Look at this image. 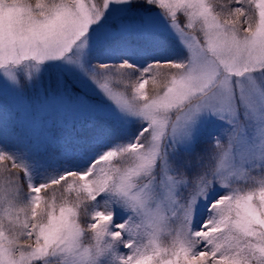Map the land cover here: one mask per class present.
<instances>
[{"label": "snow or ice", "instance_id": "6c2138e0", "mask_svg": "<svg viewBox=\"0 0 264 264\" xmlns=\"http://www.w3.org/2000/svg\"><path fill=\"white\" fill-rule=\"evenodd\" d=\"M131 0H103L102 5L86 0H0V68L23 62L40 64L50 59L68 57L80 46L91 25L111 3L129 4ZM232 0H229L231 3ZM162 9L171 24L182 34L186 29L197 35H186L190 41L189 57L181 61L156 62L140 72L125 61L121 65L101 66L104 74L96 76L99 86L118 106L148 121L136 141L120 150H109L92 162L84 172H65L58 178L38 185L28 184L29 203L21 211L23 223L0 222V264H103V258L117 245L128 251L116 257L117 264H264V188L252 193L222 196L212 204L216 218L205 221L199 231L175 235L157 243L159 223L151 218L143 226V235L151 230L147 243L136 235L125 238V224L111 231L113 214L103 210L89 211V204L105 192L121 197L134 207H145L141 177L152 174L159 155V144L168 125L210 106L230 94L233 77L264 76V0H235L240 5L220 7L226 19H220L213 0H146ZM184 19H180V16ZM202 34V35H201ZM72 62L78 58L71 57ZM159 68H167L171 79H153L158 91L149 94L145 86ZM116 78L125 86L131 101L114 93L102 81ZM162 93V94H161ZM175 110L176 118L167 114ZM150 134L151 144L141 137ZM133 163L122 164L117 158ZM0 160H10L13 167L27 169L14 157L0 151ZM115 161V163H114ZM71 181V182H69ZM50 185L67 186L84 205L85 232L77 222L76 204L67 206L61 195L57 201L44 200L40 193ZM30 209V215H29ZM90 216V220L88 217ZM6 232L8 233L6 235ZM82 236L89 237L88 245ZM23 238L22 243H18Z\"/></svg>", "mask_w": 264, "mask_h": 264}, {"label": "rangeland", "instance_id": "374dc122", "mask_svg": "<svg viewBox=\"0 0 264 264\" xmlns=\"http://www.w3.org/2000/svg\"><path fill=\"white\" fill-rule=\"evenodd\" d=\"M86 2L102 5L103 0ZM199 29L197 23L195 32L186 29L182 34L162 9L146 0L111 3L68 57L0 68V120L9 121L36 151L35 160L26 166V203L29 183L38 185L65 172H84L106 151L135 142L140 130L148 127V121L114 103L94 79L104 74L103 61L117 55L146 58L169 49L187 59L190 41L186 35H197ZM71 57L78 62H72ZM102 83L131 101L125 86L113 84L110 78ZM229 87L230 94L224 99L168 125L159 144L156 167L152 174L140 178L144 182V208L105 192L89 204V211L111 212V231L125 224L124 235L129 238L131 228L136 227V235L145 243L151 230L143 235V226L151 218L160 226L157 243H163L166 236L170 241L181 229L191 234L205 221L214 220L216 213L211 206L222 196L252 192L258 204L259 190L264 188V76L233 77ZM145 91L151 94L148 88ZM167 116L169 121L175 120V110ZM141 139L151 144L150 134ZM117 159L126 166L133 163ZM66 188L43 189L37 212L43 211L44 200L52 199L57 201L58 211L62 194L72 207L69 195L76 199V193ZM87 203L79 201L82 207L76 209L83 212ZM84 219L77 211V222L89 232ZM17 221L0 200V222L8 225ZM22 242L23 238L18 243ZM82 242L87 246L89 237L82 236ZM127 251L117 245L103 258V264H117L116 257ZM60 259L53 257L48 264Z\"/></svg>", "mask_w": 264, "mask_h": 264}, {"label": "trees", "instance_id": "16d2710c", "mask_svg": "<svg viewBox=\"0 0 264 264\" xmlns=\"http://www.w3.org/2000/svg\"><path fill=\"white\" fill-rule=\"evenodd\" d=\"M29 2L34 5L36 0H29ZM213 2L217 5V13L219 14V18L222 20L229 17H226L224 14L220 13V7L225 5H227L229 8L240 6L235 3V0H232L231 3H229V0H213ZM181 60H186V56L183 54H178L172 49H169L167 52L149 54V56L146 58L117 55L116 57H113V59H107L103 62L109 66H116L127 61L129 64L135 66L137 71L134 74L139 75L141 71L148 68L150 65L155 64L156 62L163 64L167 61L176 62ZM171 76L172 73H170L167 68H159L156 70L153 76L149 77V82L146 84L145 88H148L152 94L159 90L157 85L153 83L154 78L163 79L164 77H167L169 80ZM110 79L113 84L124 86L119 84L116 78ZM0 151L6 152L17 159L25 168H27L26 166L36 158V151L32 148L31 143L23 138L20 133L16 132L13 129V125L9 121H4L2 119L0 120ZM57 187V185H50L46 190L50 191V189ZM27 191V182L23 168L13 167L10 160H0V200H2L3 204H5L6 209H8L15 217H17L19 223H23L25 220V214L23 211H21V209L26 204L24 196L27 194ZM69 199L70 203L72 204L71 206H73L75 203L78 208L82 207L78 204V202H76L75 198L71 199L70 195ZM81 209H76L79 215L83 213Z\"/></svg>", "mask_w": 264, "mask_h": 264}]
</instances>
